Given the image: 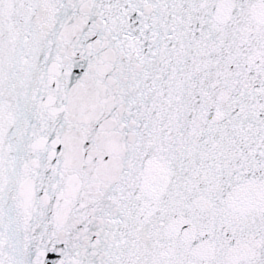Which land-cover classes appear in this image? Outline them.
<instances>
[{"label": "snow or ice", "instance_id": "snow-or-ice-1", "mask_svg": "<svg viewBox=\"0 0 264 264\" xmlns=\"http://www.w3.org/2000/svg\"><path fill=\"white\" fill-rule=\"evenodd\" d=\"M0 264H264V0H0Z\"/></svg>", "mask_w": 264, "mask_h": 264}]
</instances>
